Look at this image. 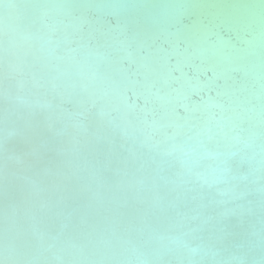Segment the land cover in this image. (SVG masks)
<instances>
[{
	"label": "bare ground",
	"instance_id": "1",
	"mask_svg": "<svg viewBox=\"0 0 264 264\" xmlns=\"http://www.w3.org/2000/svg\"><path fill=\"white\" fill-rule=\"evenodd\" d=\"M0 264H264V0H0Z\"/></svg>",
	"mask_w": 264,
	"mask_h": 264
},
{
	"label": "snow or ice",
	"instance_id": "2",
	"mask_svg": "<svg viewBox=\"0 0 264 264\" xmlns=\"http://www.w3.org/2000/svg\"><path fill=\"white\" fill-rule=\"evenodd\" d=\"M179 43H180V46L181 47H184V41H179ZM207 71H212V69H207ZM193 99H198V97H196V95L195 94H193Z\"/></svg>",
	"mask_w": 264,
	"mask_h": 264
}]
</instances>
